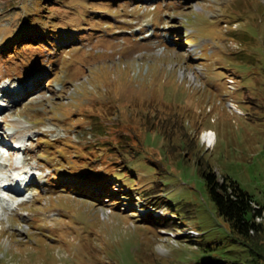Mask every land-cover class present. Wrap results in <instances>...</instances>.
I'll list each match as a JSON object with an SVG mask.
<instances>
[{
	"label": "rangeland",
	"instance_id": "1",
	"mask_svg": "<svg viewBox=\"0 0 264 264\" xmlns=\"http://www.w3.org/2000/svg\"><path fill=\"white\" fill-rule=\"evenodd\" d=\"M9 132L0 264H262L201 166L264 203V0H0Z\"/></svg>",
	"mask_w": 264,
	"mask_h": 264
},
{
	"label": "trees",
	"instance_id": "2",
	"mask_svg": "<svg viewBox=\"0 0 264 264\" xmlns=\"http://www.w3.org/2000/svg\"><path fill=\"white\" fill-rule=\"evenodd\" d=\"M52 37L49 34L44 36L45 40L56 43V39L51 40ZM42 43L38 45L41 46ZM201 173L218 214L230 225L234 240L249 246L264 264V203H258L254 196L244 190L237 181L228 176H220L211 166H201ZM259 217L262 219L258 220ZM202 264L238 263L204 262Z\"/></svg>",
	"mask_w": 264,
	"mask_h": 264
},
{
	"label": "bare ground",
	"instance_id": "3",
	"mask_svg": "<svg viewBox=\"0 0 264 264\" xmlns=\"http://www.w3.org/2000/svg\"><path fill=\"white\" fill-rule=\"evenodd\" d=\"M237 105L234 103V104H232V102H230V107L232 108V109H236L237 107H236ZM237 111H240V109H236ZM214 139H215V134H214V132L213 131H211V130H205L204 132H203V134H202V142L203 143H205V145L206 146H208V147H212V145H213V143H214ZM58 183V182H57ZM72 189V188H71ZM260 218V217H259ZM258 218V220H261L262 219V217H261V219H259ZM23 242V241H22Z\"/></svg>",
	"mask_w": 264,
	"mask_h": 264
}]
</instances>
